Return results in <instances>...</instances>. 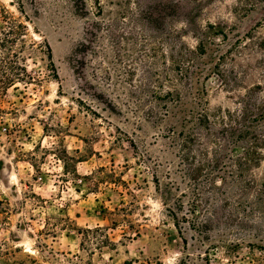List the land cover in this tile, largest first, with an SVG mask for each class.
Listing matches in <instances>:
<instances>
[{
	"label": "rangeland",
	"instance_id": "1",
	"mask_svg": "<svg viewBox=\"0 0 264 264\" xmlns=\"http://www.w3.org/2000/svg\"><path fill=\"white\" fill-rule=\"evenodd\" d=\"M4 9L25 30L0 71V263L264 264V0ZM198 40L215 71L192 80Z\"/></svg>",
	"mask_w": 264,
	"mask_h": 264
},
{
	"label": "trees",
	"instance_id": "2",
	"mask_svg": "<svg viewBox=\"0 0 264 264\" xmlns=\"http://www.w3.org/2000/svg\"><path fill=\"white\" fill-rule=\"evenodd\" d=\"M0 23H1L0 24V71L2 72L1 75L3 79V83L12 84L14 79L19 78V76L18 74L7 72V69H10V70L14 69V67L8 66L7 59L9 60L10 56H15L14 51L11 49V45L14 44L19 38H21L24 35L23 31L25 30V26L21 22L17 21L16 19L8 15L7 10L5 9L3 10V12H1ZM194 36L196 37L195 34ZM7 44H9L10 46H7ZM186 50H187V54L185 55L184 60L182 61V65H183L182 69H183V73L185 77H187L188 79H192V80L194 78L199 80L200 76H203L205 72L212 73L215 71L214 70L215 65L211 67H207L205 65V62H202L200 60L202 56H204V54L206 53V49L204 47L202 40H198V43L194 48H188L186 46ZM221 58H222V54L219 57H217L218 62L220 61ZM199 83L200 82L197 81L196 85ZM197 92L199 93V87L197 88ZM171 94H172L171 91L167 92V95H171ZM175 105L181 107L182 102H176ZM204 105L205 103L203 105L200 104L199 106L200 108L197 109L196 113L194 112V110L193 111H186L184 109L178 110V114L175 116L176 118L175 126L180 128L179 133H182V134L185 133L184 124L186 123L190 124L194 122V124L198 127H202L207 124L208 116H207L206 110L204 109ZM168 112L170 111L166 110L164 115L167 114ZM258 116H259V119L261 118L264 121V110L262 112H259ZM194 130L195 129H193L192 132ZM242 131L244 134L249 133L248 129L246 128L242 129ZM253 131L254 130L250 131V133H252ZM174 133L176 132L173 131L172 134ZM188 134H190V132ZM188 136H185V138L183 139L188 138ZM260 140L261 138H259L258 135L249 137V142L247 146H243V149H244L243 156L245 158L246 157L248 158V156L250 155V152H254L253 148H255L257 144H259Z\"/></svg>",
	"mask_w": 264,
	"mask_h": 264
},
{
	"label": "clouds",
	"instance_id": "3",
	"mask_svg": "<svg viewBox=\"0 0 264 264\" xmlns=\"http://www.w3.org/2000/svg\"><path fill=\"white\" fill-rule=\"evenodd\" d=\"M175 256V254H173Z\"/></svg>",
	"mask_w": 264,
	"mask_h": 264
},
{
	"label": "bare ground",
	"instance_id": "4",
	"mask_svg": "<svg viewBox=\"0 0 264 264\" xmlns=\"http://www.w3.org/2000/svg\"><path fill=\"white\" fill-rule=\"evenodd\" d=\"M0 264H2V263H0Z\"/></svg>",
	"mask_w": 264,
	"mask_h": 264
}]
</instances>
